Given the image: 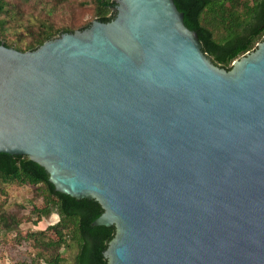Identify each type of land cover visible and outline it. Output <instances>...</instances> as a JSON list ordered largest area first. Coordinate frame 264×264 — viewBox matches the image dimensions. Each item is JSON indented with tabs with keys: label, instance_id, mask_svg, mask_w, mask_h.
Returning <instances> with one entry per match:
<instances>
[{
	"label": "water",
	"instance_id": "obj_1",
	"mask_svg": "<svg viewBox=\"0 0 264 264\" xmlns=\"http://www.w3.org/2000/svg\"><path fill=\"white\" fill-rule=\"evenodd\" d=\"M0 44V153L97 202L107 264H264V37L226 71L173 0Z\"/></svg>",
	"mask_w": 264,
	"mask_h": 264
},
{
	"label": "trees",
	"instance_id": "obj_2",
	"mask_svg": "<svg viewBox=\"0 0 264 264\" xmlns=\"http://www.w3.org/2000/svg\"><path fill=\"white\" fill-rule=\"evenodd\" d=\"M173 1L178 11L184 15L185 26L197 33L203 52L211 58L215 66L226 71L231 69L235 60L253 51L264 37V0ZM95 3L96 21L108 23L115 18L117 6L115 0H95ZM4 6V2L0 1V14ZM2 25L3 22L0 20V30ZM73 32L75 30L69 28L62 29L59 33L62 35ZM53 38L54 34L45 30L26 51H33ZM0 44L12 48L1 38V31ZM12 49L20 51L16 48ZM14 178H20V182L24 185L42 184L49 201L43 210L38 211L39 217L54 212L60 218L59 223L50 227L58 238L47 245L61 247L65 243V235L62 231L72 226V238L78 245L75 264H107L103 253L112 240L115 229L91 225L103 213L97 202L86 199L76 200L56 192L42 167L27 157L0 153V179L8 182ZM47 264H58V254L50 258Z\"/></svg>",
	"mask_w": 264,
	"mask_h": 264
},
{
	"label": "rangeland",
	"instance_id": "obj_3",
	"mask_svg": "<svg viewBox=\"0 0 264 264\" xmlns=\"http://www.w3.org/2000/svg\"><path fill=\"white\" fill-rule=\"evenodd\" d=\"M0 1L5 4L0 14L1 38L22 52L45 30L56 38L62 29L77 31L96 21L95 0ZM44 190L42 184L24 185L20 178L0 179V264H47L57 254L58 264H75L78 245L72 226L62 231L65 243L61 247L47 245L58 238L50 227L60 218L54 212L39 217L38 211L49 201Z\"/></svg>",
	"mask_w": 264,
	"mask_h": 264
},
{
	"label": "bare ground",
	"instance_id": "obj_4",
	"mask_svg": "<svg viewBox=\"0 0 264 264\" xmlns=\"http://www.w3.org/2000/svg\"><path fill=\"white\" fill-rule=\"evenodd\" d=\"M55 217V216H54Z\"/></svg>",
	"mask_w": 264,
	"mask_h": 264
}]
</instances>
